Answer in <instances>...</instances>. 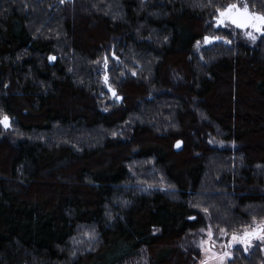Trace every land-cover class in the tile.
<instances>
[{
    "label": "trees",
    "instance_id": "1",
    "mask_svg": "<svg viewBox=\"0 0 264 264\" xmlns=\"http://www.w3.org/2000/svg\"><path fill=\"white\" fill-rule=\"evenodd\" d=\"M233 1L0 0V264H197L199 208L264 222L263 30L192 52Z\"/></svg>",
    "mask_w": 264,
    "mask_h": 264
},
{
    "label": "rangeland",
    "instance_id": "2",
    "mask_svg": "<svg viewBox=\"0 0 264 264\" xmlns=\"http://www.w3.org/2000/svg\"><path fill=\"white\" fill-rule=\"evenodd\" d=\"M228 5H236V7H233V11H236L237 8H244L247 6L250 8V10H255L260 15L264 16V13L259 12L257 9H255L248 0H234L233 2L227 4ZM225 6V7H226ZM225 7L221 10H224ZM220 10V11H221ZM222 20V22H221ZM228 24L227 17L221 18L218 15V12L212 17L210 29L206 35L207 39H214L216 41H226L227 39L224 34L232 33L233 37L239 36H246L249 38L250 42L252 44H255L260 37H263L264 34V28L262 27L261 30H263V33L256 34L255 40H252L248 34H244L243 32H239L238 35H236V31H232L231 29L226 26ZM259 30V31H261ZM205 37V38H206ZM205 38L197 43V45L194 47V50L192 52H199L200 49H202L205 46L212 47L214 43L212 41H207L205 43ZM243 38V37H242ZM108 67L109 65L106 63V66L104 68L100 69L103 75V80H106V83L103 81L104 85L109 84L108 82ZM106 77V79H105ZM8 92L9 93H15L18 92L19 86L15 80H11L9 78V84H8ZM111 97V96H110ZM115 96L111 97L113 99ZM226 102L228 101V98L226 97ZM135 103V102H133ZM86 104L90 112H100L103 110L104 105L100 104L99 101L94 97V95H89L86 99ZM226 106V105H224ZM237 106V105H236ZM197 127H194V129ZM206 137V135L204 136ZM215 145H221L220 143L214 142ZM146 166L142 168L143 166ZM140 167L142 168L139 172L136 170L134 173L136 175H139L141 177H144L145 179H149V181L153 182L155 185H159V187L164 186V181L161 179V176L155 169L149 168V164H144ZM208 192H202V196H207ZM199 196V195H198ZM204 199V198H203ZM208 199V198H205ZM219 207H213L212 212L219 213ZM199 213V223L197 227L188 234V236L184 239V244L188 248H191L193 250V253L195 255V259L197 260V264H228V261L230 259H234L235 257H240L244 255L243 257H247L250 252H254L256 254H259L262 257V262L260 264H264V238H261L264 236V233H260L258 237L255 239L249 240L247 239V243L241 242V239L232 240L233 234H236L238 237L243 238L245 231L248 233L253 232L255 229L264 226V222L262 223H256L251 228H244L240 229L238 231H231L227 228H221L217 227L212 224V215L210 212L206 211L203 208L198 209ZM224 231H221V230Z\"/></svg>",
    "mask_w": 264,
    "mask_h": 264
},
{
    "label": "snow or ice",
    "instance_id": "3",
    "mask_svg": "<svg viewBox=\"0 0 264 264\" xmlns=\"http://www.w3.org/2000/svg\"><path fill=\"white\" fill-rule=\"evenodd\" d=\"M233 7L234 6H229V8L224 9L223 11H220L218 9L219 16L221 18L227 17V18L231 19V22L239 28H245V27L251 26L253 28H257L258 31L261 30L260 27H258V25H257V21L259 22L260 25H264V16L249 18L246 14L233 15L232 14V8ZM221 22H222V20H221ZM247 34L249 35V37L252 40L256 39V37L254 35H252L251 33H247ZM205 39L207 40V37ZM50 59H51V57H50ZM0 122L4 123L5 127H7V117H4L3 121H0ZM221 231H224V230L222 229ZM259 231L264 233V226H262L259 229ZM248 237H249V233L247 231H245L243 238L238 237L236 234H233L232 240L235 241V240L241 239V242L246 244ZM261 238H264V236H262Z\"/></svg>",
    "mask_w": 264,
    "mask_h": 264
},
{
    "label": "water",
    "instance_id": "4",
    "mask_svg": "<svg viewBox=\"0 0 264 264\" xmlns=\"http://www.w3.org/2000/svg\"><path fill=\"white\" fill-rule=\"evenodd\" d=\"M229 6H234V7H236V5H228V6H226L225 7V9H227V8H229ZM221 11H223V10H221ZM232 14L233 15H240V14H246L249 18H253V17H258V16H262V15H260L258 12H256L255 10H250V8H248L247 6H245L244 8H237V10L236 11H233V9H232ZM218 15H219V12H218ZM227 21H228V23L230 24V25H232L235 29H238V30H242V31H245V30H247V29H257V28H253V27H251V26H249V27H245V28H239V27H237L236 25H234L232 22H231V19H229V18H227ZM257 25H258V27H260V28H264V25H260L259 24V22L257 21ZM207 41H214V42H216V40H214V39H205V43L204 44H206L207 43ZM105 79H106V77H105ZM105 83H106V80H103ZM105 86V89L109 92V94H110V96L111 97H113V96H115V90L113 89V87L112 86H110L109 84H105L104 85ZM3 125L5 126V124L3 123ZM262 227V226H261ZM261 227H259V228H257V229H255L253 232H250L249 233V237H248V239L249 240H252V239H255L256 237H258L259 235H260V231H259V229L261 228Z\"/></svg>",
    "mask_w": 264,
    "mask_h": 264
}]
</instances>
